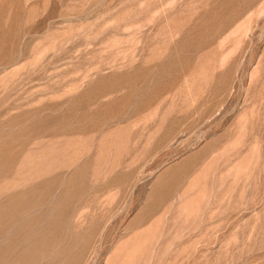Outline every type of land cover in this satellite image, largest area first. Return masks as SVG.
<instances>
[{"label": "rangeland", "instance_id": "374dc122", "mask_svg": "<svg viewBox=\"0 0 264 264\" xmlns=\"http://www.w3.org/2000/svg\"><path fill=\"white\" fill-rule=\"evenodd\" d=\"M0 264H264V0H0Z\"/></svg>", "mask_w": 264, "mask_h": 264}]
</instances>
